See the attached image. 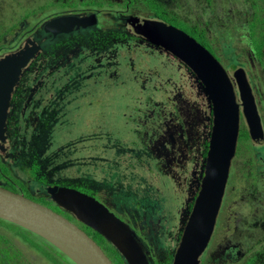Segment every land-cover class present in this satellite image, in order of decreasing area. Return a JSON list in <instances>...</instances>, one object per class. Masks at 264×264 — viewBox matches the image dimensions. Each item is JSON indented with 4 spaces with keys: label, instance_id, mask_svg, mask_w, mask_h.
Returning a JSON list of instances; mask_svg holds the SVG:
<instances>
[{
    "label": "flooded vegetation",
    "instance_id": "af4514ba",
    "mask_svg": "<svg viewBox=\"0 0 264 264\" xmlns=\"http://www.w3.org/2000/svg\"><path fill=\"white\" fill-rule=\"evenodd\" d=\"M12 1L0 0V59L18 56L21 50L33 47L36 52L21 70L11 94L0 160L4 162L7 159L10 163L14 157L13 150L24 146V136L30 132L29 129L52 121L55 111L50 102L61 106L60 109L93 114L94 122H84L86 131L81 135L93 138L95 154L98 156V149L105 147L111 148L113 156L123 153L124 160H127L124 166L141 171L149 182L142 179L140 187L130 191L125 186L114 184L111 180L115 176L113 174L109 182L104 179L81 183L70 179L66 183L72 186L60 185L57 183V174L54 179L50 178L51 181L44 174L38 176L41 168L38 162L42 160L31 151L29 167L36 168V178H44L47 184L52 182L46 186L45 194L37 190L36 196L50 200L46 189L58 186L95 199L109 214L129 227L145 256L146 264H213L216 261L223 264L217 257L215 261L210 260L212 253L208 257L207 253L208 245L213 242L219 215L227 207L226 189L232 176L230 170L236 166L242 172L246 166L244 175L252 182V188L254 182L264 180V116L259 114V104L264 98L260 91L264 85L259 83L260 79L255 84L252 65L243 61L255 59L253 56L257 53L246 49L235 50L234 53L238 54L235 56L236 65H230L232 68H229L206 49L224 68L232 84L239 105V132L230 164L229 182L210 240L195 260L192 253L191 259L181 255L176 260L205 176L213 128L212 104L204 94V86L184 63L162 47L143 39L130 23L139 19L179 29L169 23L164 12L154 13L157 11L155 6L164 5L165 9H169L167 13L181 16L189 26L207 27L194 22L190 18L193 13L180 12L179 0H150V3L149 0H43L39 9L33 12H43L44 17L32 14L24 19L16 13L23 7L24 1L15 3V7ZM145 1L150 9L146 7ZM247 2L251 5L247 4L249 8L245 12L248 18L243 28L245 34L243 29H240V33L237 30V37L234 34L237 41H241L244 35L246 40L252 38V31L255 37L256 30L264 28V0ZM57 3L62 5L60 9L53 7ZM7 9L11 10V14H5ZM167 16L179 20L171 14ZM60 17L87 18L88 25L68 33L45 30L46 25ZM179 30L189 36L186 31ZM232 34L226 29L219 35V40L221 38L227 42L223 43L227 48L233 46L235 38H232ZM261 40L264 42V37ZM209 47L214 48L212 44ZM259 59L264 61V43ZM236 71L239 76L246 78L256 104L263 130V143L260 145L251 140L241 114L238 83L234 80ZM140 106L147 110L154 107L155 111L149 118L146 112L142 115L146 116L145 119L139 118L133 125L124 123L127 113L131 109L136 112ZM110 122L114 125L108 129L106 126ZM125 124L128 133L124 130ZM38 129L44 130L43 127ZM119 132L124 136L121 142L114 139V133ZM19 137L22 140L20 144ZM122 143L125 144L119 149ZM259 149L261 154L258 153ZM16 155H21L20 151ZM97 163L98 158H95L92 168ZM19 194L23 195L21 191ZM162 195L165 198L159 201ZM47 207L58 213L51 204ZM62 211L58 214L65 219L68 217L69 222L85 232L112 264H127L107 240L76 220L71 213ZM220 247L214 251H218L221 257ZM151 250H159L156 258L152 256ZM232 256L233 253L228 258ZM237 256L234 257L236 260ZM222 258L224 264L239 262L227 260L225 256Z\"/></svg>",
    "mask_w": 264,
    "mask_h": 264
},
{
    "label": "water",
    "instance_id": "95a60500",
    "mask_svg": "<svg viewBox=\"0 0 264 264\" xmlns=\"http://www.w3.org/2000/svg\"><path fill=\"white\" fill-rule=\"evenodd\" d=\"M87 18L60 17L45 26L46 31L61 33L85 28ZM143 39L162 47L195 75L204 86V94L212 104L213 128L206 159V171L192 216L177 252L193 259L204 250L213 233L216 218L228 181L239 132V105L224 68L196 40L183 31L164 23L135 19L130 23ZM36 48L23 49L18 56L0 59V150L3 151L8 103L21 70ZM234 74L238 83L241 114L251 140L263 143V130L251 89L245 77ZM47 195L58 208L71 213L80 223L107 240L127 264H146L132 231L95 199L76 190L48 187ZM0 220L15 225L52 245L73 264H112L99 246L76 225L50 208L12 192L0 185Z\"/></svg>",
    "mask_w": 264,
    "mask_h": 264
},
{
    "label": "rangeland",
    "instance_id": "374dc122",
    "mask_svg": "<svg viewBox=\"0 0 264 264\" xmlns=\"http://www.w3.org/2000/svg\"><path fill=\"white\" fill-rule=\"evenodd\" d=\"M13 1L14 7L15 3L20 4L21 1H24L22 2L23 7L21 10L16 12L21 15V19L27 18L32 14H37L41 18L44 17L43 12H33L39 9L41 3H43V0ZM179 1L181 2L180 6L183 9H186L187 6L189 7L187 9L193 13L190 18H192L194 22H196L198 25H205L207 27L202 29L203 36L205 37L203 40L209 44L211 42L214 49L218 50L217 55L221 57L219 59L222 65L236 64L235 56H238V54L234 52L237 49H246V51L252 50L255 53L256 47H260V43L262 41L261 39L264 37V28H257L258 30H256L255 37L254 32H250L253 37L248 40H246L245 35L241 41H237V38L234 36L236 33L237 37V30H239L240 33V29H243L245 22L248 21L245 12L249 8L248 5H251V3H248L247 0H212L211 3L207 4H204L203 1L201 2L194 0ZM184 1H187V3ZM53 7L55 9H60L62 5L57 3ZM5 14H11V10H5ZM169 21L171 23L179 24L184 31L190 30L186 20L177 21L175 19H169ZM224 26L227 27L226 29H228L231 33H233L232 38H235L232 48H227L223 45V43H227L226 41L223 42L221 38L219 40V35L226 30ZM243 31L245 34L244 29ZM206 33L209 38H207ZM196 35L200 36V34ZM229 52L233 53L229 55ZM226 53H229L228 57H226ZM242 57L246 58L247 56L245 57L242 55ZM253 58L259 61V65L255 59L249 60L248 58L243 61H248L252 65L251 68L256 76L255 84H257L258 79H260L259 83L264 85V61L259 59V56L256 54L253 56ZM260 94L264 96V87L261 88ZM50 106L55 111L52 121L43 122L46 124L39 125V127H43L44 130H39V127L30 128V132H26L27 135L24 136V140H26L25 145H27V161L24 167H29L30 162L32 161L31 151H34V154L38 155V158L42 160L38 162L41 167L40 171L37 173L38 176L44 174V177L51 181V179H54L55 175L57 174V183L60 185L64 184L72 186L66 183V181L70 179L73 181L77 180L81 183L91 180L101 181L104 179V181L109 182V179H111L113 174H115V176L111 180L114 182V184L117 186H125L130 191H132L134 188L137 189L140 187V180L142 179L149 182L147 177L142 175L141 171H138L132 166H124L125 161L127 162V160L126 158L124 160L125 155L123 153L121 155L113 156V151L111 148L105 147L104 149H98V156L95 154L96 146L93 142V138L90 135H86L84 137L81 135L86 131L83 123L94 122L93 114H86L79 111H73L71 109H60L61 106H56L51 102ZM259 107V114L264 116V98H262V103L259 104ZM144 109L145 108L141 106L136 110V112H133L131 109V111L127 113V119L124 120V123L129 122L130 125H133L135 120L139 118L144 120L146 116L142 115H144L146 112L149 113V118L150 115L155 111L154 107H149L148 110ZM113 125L114 124L110 122L106 128L110 129ZM24 130H26V128H24ZM124 130L126 133H128L127 124L124 125ZM123 138L124 136L121 132L114 133L115 140L121 142ZM18 141L22 143L20 137ZM124 144L125 143H122L121 146H119V149H122ZM28 152H30V154ZM258 153L261 154V149L258 150ZM94 157L98 158V163L92 168L91 165L95 163ZM260 168L261 167H258V169ZM16 169L17 167L15 164L10 165L7 159L4 162L0 160V184L2 187L9 188L11 185H14L16 186V189L22 188L25 190L23 184L20 181H16V177L11 176V174L15 172ZM245 169H247L246 166L243 167L241 172L240 169H238L236 166H233L230 170V174H232V176L231 179L229 176L230 185L227 184L228 187L226 189L227 207L219 215V229L216 231V236L213 237L212 244L208 245L209 250L207 257L212 253V258H210L212 261H215L217 257V260L224 264V258L220 257L218 251L216 252L214 250L219 246H222V248H227L229 246L234 247L236 237H246V234L242 230V228H244V219L246 217H249V222H252L255 218L264 216V180L254 182V191H251L252 182L248 181L245 177ZM32 170L35 172L36 168H32ZM105 173H108V176H105ZM27 179L28 180L26 181L22 180L27 185V187H35V184L41 182V180L37 179L36 177H31V173H27ZM20 191L21 189L18 192ZM253 193L255 195L254 197H251ZM164 198L165 195H162L158 198V200L160 201ZM20 232V230L13 227L11 224H4L0 220V234L4 235L6 238L18 241L17 238L12 236L19 234ZM258 237L259 236H257L256 233L255 235L250 236V239L247 241V246L254 244L255 250H260L261 243L260 245H256L254 242ZM151 251L152 256L156 258L159 250L155 252H153L154 250ZM27 253L32 256L33 259L36 258L31 252ZM232 253L233 256L232 258L230 257L229 260L235 261L236 259L234 257L237 256V254H239V258H244L246 255V250L239 249ZM35 254L37 256V264H44L41 263V257L37 253ZM64 264L67 263L65 262ZM213 264L219 263L216 261Z\"/></svg>",
    "mask_w": 264,
    "mask_h": 264
},
{
    "label": "trees",
    "instance_id": "16d2710c",
    "mask_svg": "<svg viewBox=\"0 0 264 264\" xmlns=\"http://www.w3.org/2000/svg\"><path fill=\"white\" fill-rule=\"evenodd\" d=\"M199 1H201V2L204 1L206 3L212 2V0H199ZM145 3H146V7L148 9H150L148 2L145 1ZM149 3H150V0H149ZM178 6H179L178 9L180 12H183V13H189L190 12L187 9V8H189L188 6L186 9H183L180 5H178ZM155 9L157 10V11H154L155 14H158L160 12H164V16L169 18V19H174V18L167 16V14L173 15L175 18H177L179 20H184V19H182L181 16H177L175 13H171V12L167 13V11H169V9H165L164 5L155 6ZM179 20H177V21H179ZM169 23L176 26L179 29H182L180 27V25L177 23H171L170 21H169ZM189 27H190L191 32L188 33L190 30L186 31L189 34V36H191L193 39H195L205 49L209 50L210 53H212L213 55H216V57L220 61L219 58H221V57L217 55L218 50H216L214 48H213L214 49L213 50L211 47H209V43H206L203 40V38H205L203 36V33H202L203 28H198L195 25H191ZM196 34H200V36H198ZM206 35H207V33H206ZM207 38H209L208 35H207ZM263 43L264 42H261L260 47H256V49H255L258 56H259V53L261 52V49L263 47ZM210 44H211V42H210ZM229 53H226V57H228V54L231 55L233 52H229ZM230 65H232V64H230ZM230 65H226V66L229 68H232ZM232 66H234V65H232ZM239 137H240V135H239ZM20 143L21 142H19V144ZM25 144H26V140L24 141V146H21L19 148H16L15 150H13L14 157L11 159L10 165L15 164L17 169L15 172H13L11 174V176L16 177L17 178L16 181H18V182L20 181L23 184V187H25V190L22 188H20V189L26 198L33 200L34 202H37L41 205H46V207L50 206V204H51L58 213H63V211L61 209H59L58 207H56L55 205H53L50 200H48V199L46 200L43 197L38 198L36 196L37 190H39L41 194H45L46 186L51 185L52 182H50V184H47V181L44 178H40L41 182L35 184V187H27V185L23 182V181L28 180L27 179V173H31V177H36L35 172L32 170L31 167H28L27 169H26V167H24L26 165V160H27V157H26L27 145H25ZM19 151H20L21 155H16V153ZM263 170H264V168H262V171ZM250 177H252V176H250ZM28 182H30V181H28ZM53 183H56V182H53ZM4 188H6L12 192H15V193L19 191L18 189H16V186H14V185H11L9 188H7V187H4ZM251 191H254V188H251ZM45 201L47 202V204L45 203ZM67 219H68V217H67ZM249 220H250L249 217H246L244 219V228H242V230L246 234V237H244V238L243 237H236L234 247H231V246H229L227 248H221L220 247L219 250L221 252V257L225 256L227 258V260H229L228 255L232 254V252L239 250V249H244V250H246L245 257L239 258V256H237V259H238L237 261H239V262L236 264H264V216L257 217L252 222H249ZM1 222L4 224H9V223H6L4 221H1ZM12 226L17 228L21 232L19 234L12 236L14 238H17L18 241H14V239H8L4 235L0 234V264H37L38 261H37V256L35 253H37L41 257V263H44V264H49V263L50 264H64L65 262L67 264H73L69 259H67L63 254H61L57 249H55L52 245H50L49 243H47L43 239H41V238H39V237L29 233V232L17 227V226H14V225H12ZM218 229H219V225L216 226V230L214 232V237L216 236V231ZM255 233L259 237L254 242L256 245H260V243H261V249L260 250H255L254 244L247 246L248 239H250V236L255 235ZM248 235H249V238H248ZM113 251L116 252L114 249H113ZM27 252H31L34 255V257H36V258L33 259L32 256H30Z\"/></svg>",
    "mask_w": 264,
    "mask_h": 264
}]
</instances>
